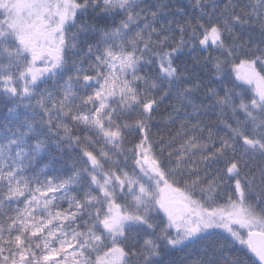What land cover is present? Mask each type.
<instances>
[{
  "label": "snow or ice",
  "instance_id": "snow-or-ice-1",
  "mask_svg": "<svg viewBox=\"0 0 264 264\" xmlns=\"http://www.w3.org/2000/svg\"><path fill=\"white\" fill-rule=\"evenodd\" d=\"M190 6L194 25L169 0H0V100L17 118L0 129V264H157L209 237L234 250L222 264H264V0ZM188 33L216 86L175 63ZM217 108L222 136L201 118ZM51 149L71 171L29 175Z\"/></svg>",
  "mask_w": 264,
  "mask_h": 264
},
{
  "label": "trees",
  "instance_id": "trees-1",
  "mask_svg": "<svg viewBox=\"0 0 264 264\" xmlns=\"http://www.w3.org/2000/svg\"><path fill=\"white\" fill-rule=\"evenodd\" d=\"M146 2H151V0H146ZM202 2L206 5V11L211 13L212 8L211 5L216 4L219 6H223L225 3L228 2V0H202ZM235 2L243 6L245 4L254 3L255 0H235ZM169 3L172 7H178L183 9L181 13H175L174 9L171 10L173 13H171V17L173 19H176L177 21H180L182 23L191 21V23L194 25L199 20V17L201 15L199 9H194L190 5L192 3V0H169ZM161 23H166L167 18H162ZM242 40L247 41L250 39L249 34L247 31H241L238 33ZM190 36V33L186 34V44L185 49L178 53L175 58V63L187 65L188 69L191 73H194L195 76H198L199 78L208 81L212 80L213 86H216V80L211 76V66L209 65L207 68L204 66L206 58L208 56L207 52L202 51L200 48H196L193 50L192 44L194 42H187V37ZM252 39L259 40V35L253 31V35L251 37ZM86 37L84 35H81V48L85 47V44L83 43ZM212 55H216V52L213 50ZM199 60V62H197ZM195 79V77H193ZM191 80H185L183 83H191ZM219 90V89H218ZM204 97L202 93H195L194 94V100L193 102H199L203 100ZM176 104V101L174 98L172 99H166L160 109V116H159V123L160 127L158 129H153V131L156 132H163L166 136L169 131H174L176 128L180 127V123L178 122L175 125H172L171 128L165 129L164 125L167 123L168 120V114L170 112V109L173 105ZM211 104V101H208V105ZM206 105V107L208 106ZM188 114L191 115V110L188 109ZM27 115L24 112V109L21 108L19 110V116L24 117ZM175 115V113H173ZM183 116V113L181 114ZM219 115V109L217 108L215 111H209L207 115L201 116V118L205 121V123L210 124L213 126V129L218 132L219 135H224L225 130L223 129V125H217V118ZM17 123V118L13 115H10L7 111L6 102L3 100H0V129H3V126L5 124H8L9 126L15 127ZM8 134L5 133V137ZM4 137L0 136V140H3ZM51 162V167L48 169L49 173L51 175H64L71 171V162L68 159V154L65 153V157L61 159L59 155L56 154L55 149H51L49 152H46L43 154L34 164V168L29 171V175L32 174L35 169H38L42 167L43 165L48 164ZM218 167H222V165H219ZM67 207V205H64ZM221 244V240L215 237H209L203 239L201 242L188 245L186 247L180 248V249H173V250H167L162 248L163 256L160 260L157 261V264H200L201 261H204L205 264L207 260L209 259H221V264L223 261V258H228L233 256L234 250L231 249H221L219 246ZM243 259L245 260V264H251L252 260H255L254 256H252L251 253H248L247 255H243ZM213 264H215V261L213 260Z\"/></svg>",
  "mask_w": 264,
  "mask_h": 264
},
{
  "label": "water",
  "instance_id": "water-1",
  "mask_svg": "<svg viewBox=\"0 0 264 264\" xmlns=\"http://www.w3.org/2000/svg\"><path fill=\"white\" fill-rule=\"evenodd\" d=\"M255 258V260H258V258H256V257H254Z\"/></svg>",
  "mask_w": 264,
  "mask_h": 264
}]
</instances>
